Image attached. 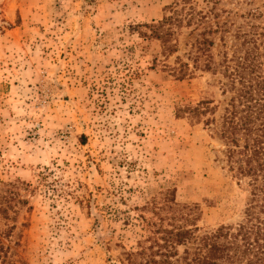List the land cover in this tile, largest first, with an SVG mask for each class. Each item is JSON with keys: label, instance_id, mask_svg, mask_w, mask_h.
Instances as JSON below:
<instances>
[{"label": "rangeland", "instance_id": "1", "mask_svg": "<svg viewBox=\"0 0 264 264\" xmlns=\"http://www.w3.org/2000/svg\"><path fill=\"white\" fill-rule=\"evenodd\" d=\"M173 1L0 0V264H129L137 216L152 218L139 208L165 190L197 206V237L242 219L248 188L226 146L175 112L207 101L217 121L220 76H165L158 43L131 30ZM191 3L232 23L224 47L239 30L264 43V0ZM193 249L178 246L176 264Z\"/></svg>", "mask_w": 264, "mask_h": 264}, {"label": "trees", "instance_id": "2", "mask_svg": "<svg viewBox=\"0 0 264 264\" xmlns=\"http://www.w3.org/2000/svg\"><path fill=\"white\" fill-rule=\"evenodd\" d=\"M213 10L214 4L203 12L191 0H174L163 7L159 20L131 26V30L142 41L158 43L150 63L165 76L182 80L196 71L220 76L221 94L229 97L217 121L207 101L175 112L191 124L215 130L226 146L229 168L236 165L235 178L245 180L249 199L237 224L220 225L197 237V206L178 204L174 191L165 190L158 206L139 208L150 211L152 218L137 216L146 235L134 251L124 253L129 264L137 258L138 264H176V248L189 242L194 249L191 253L183 250V264H264V43L254 38L260 34L239 30L233 34L234 43L224 47L222 38L232 23L219 21ZM182 30L190 40L182 43L184 52L176 55ZM215 37L223 49L213 55Z\"/></svg>", "mask_w": 264, "mask_h": 264}]
</instances>
